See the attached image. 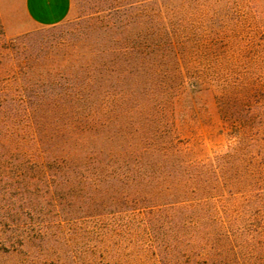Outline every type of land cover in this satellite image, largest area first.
<instances>
[{
  "label": "trees",
  "instance_id": "1",
  "mask_svg": "<svg viewBox=\"0 0 264 264\" xmlns=\"http://www.w3.org/2000/svg\"><path fill=\"white\" fill-rule=\"evenodd\" d=\"M104 1L71 36L4 46L2 248L49 258L33 217L53 204L59 223L135 229L145 264H264V223L248 219L264 205V50L240 63L264 0ZM186 85L215 92L227 143L213 155L180 136Z\"/></svg>",
  "mask_w": 264,
  "mask_h": 264
},
{
  "label": "rangeland",
  "instance_id": "2",
  "mask_svg": "<svg viewBox=\"0 0 264 264\" xmlns=\"http://www.w3.org/2000/svg\"><path fill=\"white\" fill-rule=\"evenodd\" d=\"M107 5L104 0H70L68 12L62 20L54 24L40 25L30 22L23 8V0H0V58L4 57V46L11 39H20L22 35L29 41L71 36L79 28L97 23L105 14ZM258 36L259 38L246 48L240 57V63H247L255 56L257 50H264V28L258 30ZM234 60L231 63H235ZM183 95L190 114L186 122L179 123L180 136L201 141L204 154L207 155L223 150L227 139L219 132L220 118L215 92L204 86L191 90L190 86L186 85ZM262 103L264 105V101ZM4 188L5 185H0V193H4ZM2 195L0 194V212L4 213L6 208L3 205L7 196ZM42 212L40 215H34L33 220L39 223L47 221L45 228L49 229L50 237L55 239V252H51L49 258L44 256L42 250H35L30 254L12 253L5 251L0 243V264H145L150 261L147 255L143 256L144 258L136 257L140 254L134 253L143 239L136 234L135 229L126 233L114 229L110 232L104 231L103 225L110 221L105 217L93 223L86 218L77 221L62 219L59 223L53 204L43 207ZM254 218L256 222L264 223V205L261 214L248 218L252 226H255ZM125 219L126 217H121L122 221ZM199 224L204 225V220H200ZM90 225L95 228L91 233L87 231ZM188 231L182 233L188 235L190 228ZM43 257L47 258L44 263L46 258Z\"/></svg>",
  "mask_w": 264,
  "mask_h": 264
},
{
  "label": "crops",
  "instance_id": "3",
  "mask_svg": "<svg viewBox=\"0 0 264 264\" xmlns=\"http://www.w3.org/2000/svg\"><path fill=\"white\" fill-rule=\"evenodd\" d=\"M70 0H23L26 16L34 24H54L68 12Z\"/></svg>",
  "mask_w": 264,
  "mask_h": 264
}]
</instances>
